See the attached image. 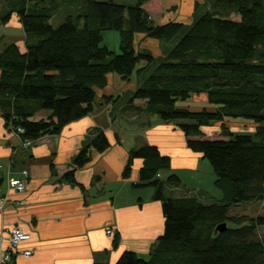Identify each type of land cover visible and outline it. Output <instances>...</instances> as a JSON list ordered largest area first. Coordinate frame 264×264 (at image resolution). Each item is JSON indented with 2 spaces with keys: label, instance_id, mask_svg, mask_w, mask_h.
<instances>
[{
  "label": "trees",
  "instance_id": "16d2710c",
  "mask_svg": "<svg viewBox=\"0 0 264 264\" xmlns=\"http://www.w3.org/2000/svg\"><path fill=\"white\" fill-rule=\"evenodd\" d=\"M147 0H11L1 17L15 12L25 32V50L15 42L0 51V113L4 125L21 127L33 141L58 133L90 113L96 88L109 72L123 80L136 75L128 101L141 99L144 111L182 130L187 146L211 164L221 197L206 203L194 193L169 196L180 185L170 173V157L144 142L128 152L122 176L141 158L134 186H152L161 201L163 232L147 256L124 250L113 263L93 264H264V213H232L241 202L264 201V0L195 1L189 24L156 23ZM206 2L204 9L200 4ZM238 14V18L231 15ZM54 25L51 19L58 21ZM116 30L119 50L103 43V31ZM158 39L162 54L136 47L135 35ZM144 61V64H139ZM205 93L207 105L183 106L192 94ZM40 110L45 116L36 117ZM228 120H246L252 131H234ZM218 124L223 138H205L203 126ZM109 145L100 130L85 142L63 177L76 183L74 171L91 150ZM225 223L223 230L216 226ZM119 241L115 233L112 241Z\"/></svg>",
  "mask_w": 264,
  "mask_h": 264
},
{
  "label": "crops",
  "instance_id": "0c3cea01",
  "mask_svg": "<svg viewBox=\"0 0 264 264\" xmlns=\"http://www.w3.org/2000/svg\"><path fill=\"white\" fill-rule=\"evenodd\" d=\"M195 1L201 2L191 0L190 5L188 0H147L143 6L151 19L164 23L177 19L173 12L177 5L180 13L182 10L190 17ZM10 2L0 0V51L11 42L23 51L25 32L18 16L11 12L1 20L10 10ZM182 3H188L187 9L181 7ZM135 41L136 47L149 50L153 56L162 54L158 39L137 33ZM133 75L125 81L109 72L105 86L96 88L90 113L67 123L58 133L39 137L30 147H23L19 133L5 127L0 113V200L4 197L0 204V251L8 244L7 229L13 224L30 233L22 246L32 250L28 257L18 254L13 264L113 263L124 250L147 255L163 232L161 201L153 198L152 186L133 185L141 158H134L129 176H122L129 150L144 142L168 155L171 168L181 169L192 179L202 178L197 166L204 158L187 146L182 130L174 122L144 111L143 100L128 101L129 92L137 85ZM206 101V94L201 92L192 94L182 105L198 109L207 105ZM47 113L40 110L36 117ZM211 126L202 127L204 136L212 132L206 129ZM100 130L106 134L108 147L91 150L90 159L75 168L76 183L68 182L63 174L73 167L74 156ZM23 168L28 171L26 186L16 191L7 180ZM164 170L159 171V177ZM192 193L206 200L204 191ZM107 228L113 233H107ZM115 233L119 241L113 247Z\"/></svg>",
  "mask_w": 264,
  "mask_h": 264
},
{
  "label": "rangeland",
  "instance_id": "374dc122",
  "mask_svg": "<svg viewBox=\"0 0 264 264\" xmlns=\"http://www.w3.org/2000/svg\"><path fill=\"white\" fill-rule=\"evenodd\" d=\"M125 1H131V0H125ZM188 3L191 5V0H188ZM187 3V4H188ZM187 4L185 5L184 3L181 4V7L187 9ZM193 5V4H192ZM178 8L174 12V15H177V20H182L181 22H184L185 24H189L190 18H192V15L189 17L188 13L179 12V5H177ZM199 9H204L206 7V2L202 3L199 5ZM192 8V7H191ZM233 18H238V14L231 13ZM183 17L184 19H179ZM64 17L56 21L55 19H51L50 22L54 25L58 24L63 20ZM160 23V22H157ZM102 33L103 34V43L107 44L110 49H113L115 52L119 50V38H118V32L116 30H104ZM162 43L161 42V48H162ZM164 44V43H163ZM134 76V75H133ZM136 79V78H135ZM228 125L229 128L234 130V131H252L254 129V124L251 121H244V120H228ZM204 127V126H203ZM208 131H212L211 133L207 134L208 136H204L205 138H223V136L220 132V127L218 124H214V126H211L209 128L206 127ZM205 134V135H206ZM203 164H199L197 166L198 169V176H201L202 178L197 179V178H190L189 174L184 173L181 169H177L175 167L171 168H164V174L161 176L163 180L166 179V177L170 173H175L179 176L180 178V185L176 187L172 186H166L164 189V193L169 196H180L186 193H192L195 190L196 191H204L206 196V200L204 202L206 203H211L213 201H216L218 198L221 197V192L214 186L213 181L215 178L213 168L211 164L208 162V160H203ZM163 170V169H161ZM177 171V172H176ZM166 172V173H165ZM212 180H211V176ZM212 196H211V195ZM210 196V197H209ZM232 213H245L248 215H255V214H262L264 213V201H250V202H241L237 207H234L231 210ZM264 232V225L258 227V233ZM147 256V255H145Z\"/></svg>",
  "mask_w": 264,
  "mask_h": 264
},
{
  "label": "built area",
  "instance_id": "2783aa9c",
  "mask_svg": "<svg viewBox=\"0 0 264 264\" xmlns=\"http://www.w3.org/2000/svg\"><path fill=\"white\" fill-rule=\"evenodd\" d=\"M17 133L23 132L21 127H17L15 130ZM33 140L29 138L22 139L21 145L23 147H30L33 144ZM28 177V171L23 168L18 170L16 175H12L8 178V186L16 191H23L26 186ZM4 202V197L1 198L0 204ZM8 244L0 251V264H13L14 259L18 254H22L25 257L31 255L32 250L30 248L23 247V243L30 239V233L23 230L20 225L13 224L8 229ZM107 233H113L111 228H107Z\"/></svg>",
  "mask_w": 264,
  "mask_h": 264
},
{
  "label": "water",
  "instance_id": "95a60500",
  "mask_svg": "<svg viewBox=\"0 0 264 264\" xmlns=\"http://www.w3.org/2000/svg\"><path fill=\"white\" fill-rule=\"evenodd\" d=\"M225 223H220V224H218L217 226H216V229L217 230H223L224 228H225Z\"/></svg>",
  "mask_w": 264,
  "mask_h": 264
}]
</instances>
